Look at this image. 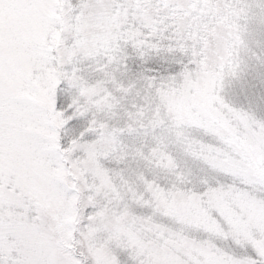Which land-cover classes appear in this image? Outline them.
Masks as SVG:
<instances>
[{
    "label": "snow or ice",
    "instance_id": "snow-or-ice-1",
    "mask_svg": "<svg viewBox=\"0 0 264 264\" xmlns=\"http://www.w3.org/2000/svg\"><path fill=\"white\" fill-rule=\"evenodd\" d=\"M253 20L264 0H0V264H264V114L221 94ZM197 76L234 135L168 103ZM172 143L216 179L193 184Z\"/></svg>",
    "mask_w": 264,
    "mask_h": 264
},
{
    "label": "rangeland",
    "instance_id": "rangeland-1",
    "mask_svg": "<svg viewBox=\"0 0 264 264\" xmlns=\"http://www.w3.org/2000/svg\"><path fill=\"white\" fill-rule=\"evenodd\" d=\"M51 15L56 17L57 20H59L60 18V13L56 11H53ZM227 20L228 17L225 16L222 23L226 24ZM210 23H212L211 18L207 21V23L201 24L200 26V30L203 33L201 39L205 48H207L209 44V35H213L214 37L218 36L215 31H213V33L208 32L207 24ZM39 30L42 33L41 42H44L45 36L48 37L47 44L49 47H55L56 44H59L61 42V29L58 30L52 25L47 24L40 27ZM244 39L245 45L239 49V57L241 60L242 68V80H236L231 76H226L224 80V89L221 94L229 103H234L237 106L243 105L250 111L257 112V114H264L258 112V105L256 101L257 93H259V95L261 96H264V88L252 87V85H259L260 81L264 80V24H259L255 20L250 21L248 24V30L244 35ZM242 81L246 82L244 84L243 91L241 89ZM37 87H40L39 83H37ZM187 87L195 89L192 97H189L187 95ZM212 87L213 81L210 76L205 79L197 76L195 80H190L187 86H168V91L165 92V96L168 100V103L178 114L187 116L189 119H195L199 114V111H211L212 113H216L214 119H217L218 117L217 122L219 124V127L225 129L226 131H229L234 135L237 131L236 125L233 124L230 120L226 119L224 116H220L217 109L212 108ZM137 90L140 92V96L131 97L126 101V103H131L133 101L139 102L147 94L142 84H137ZM65 95L70 98L72 95V91L70 89H66ZM189 101H191V106H195L198 108L197 113L191 112ZM232 120H241V122L243 123L242 118L238 116H233ZM175 131L176 130H173L172 132L173 141ZM179 131H181L182 135L184 136H193L197 138L203 136L202 132L197 128H184L180 129ZM164 135L168 136L169 133L165 132ZM203 139L210 143L216 142L215 138L213 137H203ZM151 142V139H149V143ZM169 150L177 155V158L181 161V164L185 168V171L189 173L190 179L192 180L193 184H199L203 181H211L213 179H216V177H214L211 173L199 171V166L195 162L188 160L187 163H185L186 157L184 156L178 145L172 143ZM193 150L198 151L199 149L196 145H193ZM213 159H215V157H213ZM108 167L115 168L116 165L109 164ZM164 179L165 177L161 174V181L164 182ZM163 223H168V221L164 219ZM196 235L198 238H204L198 233Z\"/></svg>",
    "mask_w": 264,
    "mask_h": 264
},
{
    "label": "trees",
    "instance_id": "trees-1",
    "mask_svg": "<svg viewBox=\"0 0 264 264\" xmlns=\"http://www.w3.org/2000/svg\"><path fill=\"white\" fill-rule=\"evenodd\" d=\"M62 30V29H61ZM56 45H58V44H56ZM56 45H55V47H56Z\"/></svg>",
    "mask_w": 264,
    "mask_h": 264
}]
</instances>
